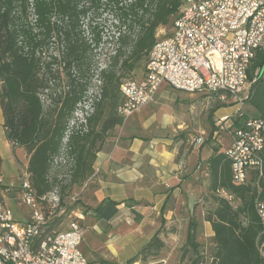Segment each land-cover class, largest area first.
<instances>
[{
  "label": "trees",
  "instance_id": "1",
  "mask_svg": "<svg viewBox=\"0 0 264 264\" xmlns=\"http://www.w3.org/2000/svg\"><path fill=\"white\" fill-rule=\"evenodd\" d=\"M180 0H0V109L3 130L12 148H22L28 157L27 173L38 202L46 212L52 204L46 195L57 192L62 208L64 191L81 186L93 174L97 153L108 132L124 121L117 114L122 104L120 86L123 79L146 65L148 55L160 28L171 27L180 7ZM108 12L114 32L110 35L107 64L98 69L100 82L97 96L90 100L92 113L84 117L77 129L69 124L79 104L88 100L91 75V49L81 36V26ZM93 44L101 41L94 34ZM55 45H60L54 55ZM53 50V51H52ZM63 65L66 75L64 90L52 93V66ZM251 85L247 104L264 119V47L259 49L248 69ZM47 93L46 104L41 95ZM246 118V117H244ZM100 124V129L96 127ZM236 125L238 122L235 123ZM209 134V138L213 131ZM66 139V141H64ZM65 150L72 159L67 187L57 191L56 178H50L54 159ZM264 160V150H263ZM209 191L215 207L204 217L213 232L214 250L210 264H264V220L257 205L264 204V162L261 176L253 173L245 185H234L230 164L212 149L208 160ZM1 176V174H0ZM218 190L233 196L232 202L215 197ZM68 195H66L67 197ZM0 195V203H2ZM78 205L80 203L77 202ZM61 205V206H60ZM81 206V205H80ZM83 207V206H81ZM118 204L104 200L93 210L96 218L110 221L118 212ZM60 219H53L56 229ZM187 235V244L195 251L194 226ZM158 233L139 254L158 253L163 248ZM128 263V264H134ZM191 264H200L194 260Z\"/></svg>",
  "mask_w": 264,
  "mask_h": 264
},
{
  "label": "built area",
  "instance_id": "2",
  "mask_svg": "<svg viewBox=\"0 0 264 264\" xmlns=\"http://www.w3.org/2000/svg\"><path fill=\"white\" fill-rule=\"evenodd\" d=\"M180 1L170 33L165 35L164 28L156 33L143 77L121 84L122 104L117 114L125 121L154 102L160 87L166 85L190 94H215L220 101L230 102L233 112L216 121L214 135L229 138L223 155L230 164L231 182L245 185L253 173L261 176L264 162V119L244 118L242 113L258 74L250 80L248 69L264 47V0ZM203 142L202 137L192 139L194 146ZM16 190L29 217L19 224L4 202L0 203V264H109L90 262L81 251V214L72 212L73 220L65 230L50 229L53 216L36 199L27 171ZM216 194L233 202L224 190ZM46 198L53 209L58 206L56 191ZM256 208L264 220V204Z\"/></svg>",
  "mask_w": 264,
  "mask_h": 264
},
{
  "label": "crops",
  "instance_id": "3",
  "mask_svg": "<svg viewBox=\"0 0 264 264\" xmlns=\"http://www.w3.org/2000/svg\"><path fill=\"white\" fill-rule=\"evenodd\" d=\"M147 115L144 107L130 115L123 127L114 129L96 155L91 177L73 190L74 201L83 206L78 221L83 235L80 248L90 262L127 263L159 232L162 224L166 236L172 235L168 228L177 222L179 210L186 205L179 201V194L187 192V199L195 201L194 186L199 185L196 180L204 174L193 169L194 165L202 162L208 170L212 149L218 147L223 153L228 147L229 138L224 134L216 136L213 131L209 140H217L220 145L224 142L223 149L219 144L203 146L204 141L194 146L191 142L192 149L187 153L181 142L173 139L176 129L152 124ZM6 143L10 145L7 140ZM204 150L207 153L201 156ZM1 180L5 182L2 174ZM1 197L5 203L4 195ZM104 200L118 204L117 214L108 222L93 213ZM189 224L191 227L193 222ZM192 229L188 228L187 235Z\"/></svg>",
  "mask_w": 264,
  "mask_h": 264
},
{
  "label": "rangeland",
  "instance_id": "4",
  "mask_svg": "<svg viewBox=\"0 0 264 264\" xmlns=\"http://www.w3.org/2000/svg\"><path fill=\"white\" fill-rule=\"evenodd\" d=\"M111 22H113L112 15L108 14V12H101V15L93 20L91 25L92 29L88 27L87 20L83 21L81 26V36L85 43L90 45L92 51L91 57L93 56V58L90 62V73L93 76L88 84V100L85 103L79 104L78 109L74 113V118L69 124L70 129H72V127L77 129L81 123L84 124L86 112L88 114L92 113L90 100L97 96L100 84L96 75L99 71L98 69L104 68L107 64V55L111 49L109 44L110 35L115 31ZM170 30V27L164 28L165 35L169 34ZM94 34H99L101 38L97 47H95L92 42ZM58 49H60V45H55L54 55H57L56 51H58ZM51 69L53 73V76L50 77L51 83L54 80L52 93L58 94L60 91L64 90L66 75L63 71L62 64L53 65ZM144 72L145 66L142 64L128 79L139 80L143 77ZM125 80L123 79L122 81L124 82ZM47 93L48 92H45L41 95V99L46 104L48 103ZM145 109L148 114V122L162 128L164 127L167 130H177L173 133V139L176 142H181L182 149H186L187 153L192 149V147H190L192 137H202L205 141L203 146L219 144L217 140H209V134L212 129H215V123L220 117L230 115L232 112L230 102L220 101L215 94H190L171 89L167 85L159 89L154 102L146 106ZM242 113L246 118L257 116V113L247 103L243 107ZM123 126L124 121L121 125L115 126L109 131L108 137L102 147L106 144L109 136L114 132V129ZM96 129H100V124ZM64 141H66V139ZM221 144L222 145H219L223 149L224 142H221ZM206 153L207 151H202L201 156H204ZM25 154L22 148H12L6 143V140H4V130L2 124H0V166L1 174L5 180V182L2 180V184H0V195H4V204L10 209L13 218L15 221L19 222V224L27 222L29 217L27 209L20 202L19 192L16 190L20 184L22 174L27 171V159ZM72 164V159L67 157L64 149H62L61 153L54 159L49 177L51 179L56 178L57 191L61 188L63 189V187H67ZM195 165L193 169L198 171V173H201V171L204 172V174L201 173L202 176L196 180V182H199V185L194 186L197 192L195 201L187 199V192L179 194V201L189 206L184 205V207L179 210L181 215L178 217L177 222L168 228V231L172 233V235H169L170 237L166 236V229L163 224L159 228L158 235L163 242V248L153 255H150V253L139 254L142 247L127 261V263L191 264L194 260H197L200 264H210L211 255L214 250V244L212 242L213 232L210 225L204 221V217L208 211H211L215 207V201L213 194L209 191V171L206 170L202 162L196 163ZM84 183L81 186H83ZM6 188H9L10 191L6 192ZM74 188L71 193H69L67 188L64 191L65 198L62 205L64 209L62 210L63 213H61V211L54 212V209L50 210L53 219H60L57 230H65L69 227L70 222L73 220V218L71 219L70 217L72 212L75 214H82L83 212V207L78 205L77 201H74L75 199L72 197ZM66 195L68 196L66 197ZM51 197L54 199L57 198L56 196ZM215 197L219 196L215 195ZM232 204L236 205L235 201H233ZM190 222H193L194 226L195 242L197 244L195 251L187 244V231L188 228H190ZM82 227L84 230L86 229L85 224L82 225ZM102 241L104 242V240ZM106 242L108 243V241Z\"/></svg>",
  "mask_w": 264,
  "mask_h": 264
}]
</instances>
